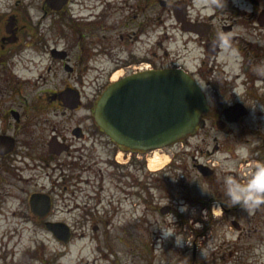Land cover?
<instances>
[{"label":"flooded vegetation","instance_id":"af4514ba","mask_svg":"<svg viewBox=\"0 0 264 264\" xmlns=\"http://www.w3.org/2000/svg\"><path fill=\"white\" fill-rule=\"evenodd\" d=\"M47 7L45 0L42 9L50 25L41 32L36 15L30 18L18 3L0 14V140L14 139L13 151L0 154V186L20 184L23 192L24 169L16 163L27 157L35 166L55 163L74 195L84 191L86 179L104 182L106 175L118 189L144 180L141 187L148 193L152 174L145 164L147 154L116 144L97 125L95 106L112 84L149 76L135 86L121 85L119 94L132 98L131 110H142L146 98L160 93L162 114L168 88L162 80L154 87L153 74L184 71L210 105L204 127L180 140L174 155L179 163V155L188 158L193 151L191 165L197 174L181 175L187 182L181 186L185 205L207 215L196 222L207 221L208 230L229 224L238 232L229 242L231 259L264 264V204L250 213L231 206L225 195L226 179L245 182L264 164V110L255 123L249 104L264 108V0H225V7L217 0H68L60 11ZM156 21H173L177 32L170 36L164 25L153 40ZM55 33L64 41L50 36ZM177 43L185 51L171 55L169 45ZM26 50L35 53L33 79L17 68ZM236 104L244 106V116L231 121L225 111ZM8 119L13 122L6 123ZM200 143L212 146L209 158H217L222 148L226 154L220 161L237 169L219 174L214 163L202 161L206 157L199 152ZM200 189H209L208 195L200 196ZM188 192L199 194L198 201L191 202ZM36 193L44 192L31 195ZM31 215L28 221L36 226V214ZM194 251L198 256L196 242Z\"/></svg>","mask_w":264,"mask_h":264},{"label":"rangeland","instance_id":"374dc122","mask_svg":"<svg viewBox=\"0 0 264 264\" xmlns=\"http://www.w3.org/2000/svg\"><path fill=\"white\" fill-rule=\"evenodd\" d=\"M44 2L45 0H0V14L9 13L14 4L18 3L30 18L33 19L36 15V27L41 32L45 25H50V19L44 18ZM173 24V21L163 24L156 21L153 40L160 36L164 25L169 26L170 36L174 35L177 30L171 27ZM50 36L64 41L57 34ZM184 51L180 43L169 45L171 55L177 52L183 54ZM34 56L33 51L26 50L22 62L18 61L17 68L26 78L33 79ZM38 62L36 55V64ZM249 104L252 106L251 117L256 123L257 114L264 108L257 102ZM12 122L8 119L6 123ZM198 148L206 157L202 161L214 163L219 174L237 169L236 166L220 161L226 154L222 148L216 153L217 158H209L212 146L200 143ZM177 149L178 144H175L160 150L161 158L168 157L167 164L170 165L166 164L159 171L150 168L152 180L148 193L141 187L144 180H137L134 188L128 189L122 184L118 189L115 181L106 175L104 182L93 177L86 179L81 183L84 191L77 193V197L71 184L63 180L62 171L55 163H39L35 166L33 161H30L32 159L27 157L25 162L16 163L24 169L23 192L19 190L20 184L14 187L4 182L0 186V264H193L192 252L195 242L200 249L208 250L206 259L201 251L199 252L195 264H241L240 261L236 262V259L229 257V242L238 236V232L231 229L229 224L225 228L214 227L208 230V222L205 221L199 223V229H195L191 221L197 223L200 216L207 218V215H202L198 207L190 209L188 205L187 212L181 213L178 210L185 205L186 191H182L181 186L187 185V182H182L181 175L195 176L197 173L191 165L193 151L188 158L179 155L178 163V157H174ZM24 152L31 153L26 150ZM150 157L151 154L148 155V158ZM147 163L150 166L149 159ZM99 185H102V188ZM35 190L43 191L52 198L53 209L46 220L63 222L72 229L73 237L68 244L56 240L43 224L45 220L36 218V226L33 220L28 221L32 216L29 199ZM200 190L202 197L209 193V189ZM188 195L191 202L195 203L199 199V194L188 192ZM164 206H169V213L160 212ZM172 207L174 209L171 211ZM171 214L176 217L177 234H183L186 239L192 241L191 245L178 247L174 237L162 238L159 228L168 227ZM218 217L220 215L215 216ZM97 226L98 230H95ZM35 249L36 261L33 260Z\"/></svg>","mask_w":264,"mask_h":264},{"label":"water","instance_id":"95a60500","mask_svg":"<svg viewBox=\"0 0 264 264\" xmlns=\"http://www.w3.org/2000/svg\"><path fill=\"white\" fill-rule=\"evenodd\" d=\"M48 3L54 9L61 10L67 0H49ZM148 78L150 77H133L121 85L135 86L134 83L139 79ZM153 79L154 87L160 86L162 80L168 88L167 100L163 101L166 108L162 114L160 93H154L151 100L146 98V105L142 110L136 109L133 112L129 107V100L132 98L119 95L121 85L110 87L98 103L95 114L98 124L119 144L142 150L161 149L189 134H194L197 126L204 125L203 115L209 111L208 102L192 78L180 71H165L154 74ZM242 110V107L230 109L228 114L231 113V117L241 116ZM119 120L120 126H131L136 130L135 133L119 130ZM13 148L14 139L0 140V153L7 154ZM31 206L36 215L45 217L50 208V200L46 196L36 195L32 197ZM168 211L169 209H164L162 213ZM48 228L59 240L69 241L68 227L49 224Z\"/></svg>","mask_w":264,"mask_h":264},{"label":"clouds","instance_id":"9594fccd","mask_svg":"<svg viewBox=\"0 0 264 264\" xmlns=\"http://www.w3.org/2000/svg\"><path fill=\"white\" fill-rule=\"evenodd\" d=\"M217 5L225 7V0H217ZM226 102L230 103V100L225 98ZM225 195L227 196L231 206H239L245 211L252 212L261 204H264V164L257 165L253 175L245 182L234 178H228L225 181ZM181 213L188 211L187 205H182L178 209ZM176 217L171 214L167 228H159L163 239L175 238V244L178 247H182L184 244L191 245L190 240L186 239L183 234H177L176 232ZM192 227L199 229L201 225L199 223H193ZM203 258H207L208 250L200 249Z\"/></svg>","mask_w":264,"mask_h":264},{"label":"bare ground","instance_id":"6f19581e","mask_svg":"<svg viewBox=\"0 0 264 264\" xmlns=\"http://www.w3.org/2000/svg\"><path fill=\"white\" fill-rule=\"evenodd\" d=\"M161 151H155L151 155L152 157L149 160L150 168L154 171L159 170L163 168L167 162L169 161L168 157L166 158H161L160 156Z\"/></svg>","mask_w":264,"mask_h":264}]
</instances>
